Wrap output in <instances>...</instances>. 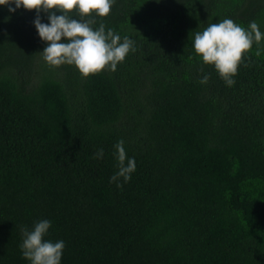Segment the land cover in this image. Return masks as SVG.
Here are the masks:
<instances>
[{
	"label": "trees",
	"instance_id": "trees-1",
	"mask_svg": "<svg viewBox=\"0 0 264 264\" xmlns=\"http://www.w3.org/2000/svg\"><path fill=\"white\" fill-rule=\"evenodd\" d=\"M36 14L0 6V264H29L21 227L45 218L61 264H264V40L231 87L191 41L225 17L264 32V0H115L93 26L136 51L88 77L44 61Z\"/></svg>",
	"mask_w": 264,
	"mask_h": 264
},
{
	"label": "clouds",
	"instance_id": "clouds-1",
	"mask_svg": "<svg viewBox=\"0 0 264 264\" xmlns=\"http://www.w3.org/2000/svg\"><path fill=\"white\" fill-rule=\"evenodd\" d=\"M114 3L115 0H0V6H6L9 13L20 8L35 9L37 14L32 23L45 42L40 51L44 61L53 67L74 65L84 77L105 69L115 71L118 63L136 51L135 41L129 36L121 37L111 28L106 30L103 22L93 26L94 17L109 15ZM73 11L79 19L71 15ZM41 12L47 14V22ZM262 40L264 32L255 20L244 27L230 17L191 32L194 53L204 64L213 66L229 87L235 84L234 77L253 43L260 44ZM208 79L205 74L200 83H207ZM124 143L120 139L114 145L118 170L109 177V182H115L117 187L123 186L121 178L127 183L136 171L135 157L127 156ZM103 157L104 149L99 148L94 158ZM51 226L52 221L45 218L35 221L31 228L21 227L19 247L29 264H61L65 242L46 239Z\"/></svg>",
	"mask_w": 264,
	"mask_h": 264
}]
</instances>
